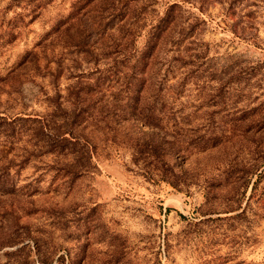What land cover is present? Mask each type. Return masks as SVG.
Returning a JSON list of instances; mask_svg holds the SVG:
<instances>
[{"label": "rangeland", "instance_id": "obj_1", "mask_svg": "<svg viewBox=\"0 0 264 264\" xmlns=\"http://www.w3.org/2000/svg\"><path fill=\"white\" fill-rule=\"evenodd\" d=\"M200 1L0 0V264H264V0Z\"/></svg>", "mask_w": 264, "mask_h": 264}, {"label": "trees", "instance_id": "obj_2", "mask_svg": "<svg viewBox=\"0 0 264 264\" xmlns=\"http://www.w3.org/2000/svg\"><path fill=\"white\" fill-rule=\"evenodd\" d=\"M205 0L200 1L204 3ZM124 18V17H123ZM124 20V19H123ZM121 19L120 22L123 21ZM124 25V22L122 23ZM176 27V22H174L169 15H165L160 21L155 25L149 32L147 36V40L145 42V46L143 51L141 52V56L137 61V64L141 65L140 69V79L138 80V88L134 91L135 97L132 98V105L126 104L125 107H129L130 110L134 111L137 116H139L146 124L151 125L153 127L159 126V119L155 113V103L151 104V102H147L142 104L141 102V94L146 88V82L148 75V70L152 66V60H154L153 56L160 47L164 43V41L168 40L174 29ZM143 135H147V133H143ZM150 137V136H149ZM172 145V143H170ZM135 147H159L152 140L144 141L142 138H137L134 143ZM144 149V150H145ZM139 152H142L141 150ZM2 176L0 175V179ZM5 182L0 180V192L4 195L10 193L11 189L15 187L12 183H10L7 179Z\"/></svg>", "mask_w": 264, "mask_h": 264}]
</instances>
